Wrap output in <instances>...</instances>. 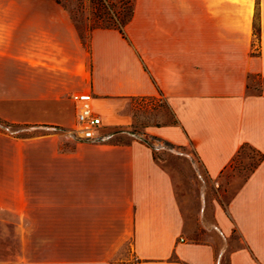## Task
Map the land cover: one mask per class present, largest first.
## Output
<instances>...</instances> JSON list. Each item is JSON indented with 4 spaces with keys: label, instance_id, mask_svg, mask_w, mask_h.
Masks as SVG:
<instances>
[{
    "label": "crops",
    "instance_id": "crops-1",
    "mask_svg": "<svg viewBox=\"0 0 264 264\" xmlns=\"http://www.w3.org/2000/svg\"><path fill=\"white\" fill-rule=\"evenodd\" d=\"M0 8V121L32 133L0 130V264H264V159L196 238L150 145L59 131L74 93L107 112L162 94L175 121L143 134L192 147L218 185L243 144L264 154V0H134L126 36L95 28L89 45L57 2Z\"/></svg>",
    "mask_w": 264,
    "mask_h": 264
},
{
    "label": "rangeland",
    "instance_id": "rangeland-1",
    "mask_svg": "<svg viewBox=\"0 0 264 264\" xmlns=\"http://www.w3.org/2000/svg\"><path fill=\"white\" fill-rule=\"evenodd\" d=\"M111 1L117 3V0ZM61 2L58 4L69 15L82 41L84 44L89 45V38L94 23L90 0H86L84 4H80L78 0H61ZM22 3L33 5L39 3H56V1L0 0V7L7 4L16 5ZM11 14L13 13H6L0 8V29H5L4 27L7 26L6 22L9 21L8 15L10 16ZM255 30H258L257 22H255ZM262 83L263 80L256 75L249 77V86H251V90L254 92L261 90ZM95 106L97 112L103 119L106 129L111 133H115V135L110 137L114 141L134 140L136 136L143 134L150 126H160L175 121L174 113L162 94L132 97L115 101L109 106L108 112L100 104L95 103ZM5 126L0 123V130L5 132L10 131L12 134L17 133L19 136L32 134L31 128L26 126L12 125L9 130ZM73 128L59 131L68 133L75 141V137L79 138L81 133L79 131L73 132ZM147 137L151 136L147 135ZM159 146L160 144L157 143L156 147L159 148ZM173 150L164 151L155 149V157L173 175L177 195L181 201L182 210L186 217L189 234L196 238H204V235L198 229H206L205 224L207 218L211 215L212 206L216 203L222 205L227 204L258 161L259 156L253 149L246 147L222 174L221 179H219V184L216 185L207 178L192 147H174ZM211 230L215 237L221 238L214 227ZM230 243L231 248L238 244L237 234H233ZM4 256L5 252L0 251V257ZM223 264H227L226 258L223 260Z\"/></svg>",
    "mask_w": 264,
    "mask_h": 264
},
{
    "label": "built area",
    "instance_id": "built-area-1",
    "mask_svg": "<svg viewBox=\"0 0 264 264\" xmlns=\"http://www.w3.org/2000/svg\"><path fill=\"white\" fill-rule=\"evenodd\" d=\"M71 97L77 105V122L72 131H79L81 133L79 138H75L92 142H103L109 139L111 132L106 129L101 115L97 112V109L93 102L94 95L92 94V92L89 90L78 92L72 94ZM5 128H8L9 130L11 126H5ZM136 138L146 142L154 150H162V148H167L170 151H174V147L169 146L162 139H155L152 136L147 137V135L144 134L136 136ZM157 143L160 144L159 148L156 147Z\"/></svg>",
    "mask_w": 264,
    "mask_h": 264
},
{
    "label": "trees",
    "instance_id": "trees-1",
    "mask_svg": "<svg viewBox=\"0 0 264 264\" xmlns=\"http://www.w3.org/2000/svg\"><path fill=\"white\" fill-rule=\"evenodd\" d=\"M57 3H62L61 0H55ZM86 0H78L80 4H84ZM92 4V19H93V26L92 29L95 28H115L118 29L123 36L125 34V26L127 23L132 19L134 15V0H117V3L111 0H90ZM0 123L6 126H12V124L0 121ZM155 139H161L157 136H152ZM169 146L175 147L172 143L165 141ZM249 147L253 149L258 154V161L250 170L249 174L245 177V180L248 176L255 170V168L263 161L264 154L254 148L253 146L245 143L243 144L237 154L233 157L231 164L239 156L242 151ZM230 164V166H231Z\"/></svg>",
    "mask_w": 264,
    "mask_h": 264
}]
</instances>
